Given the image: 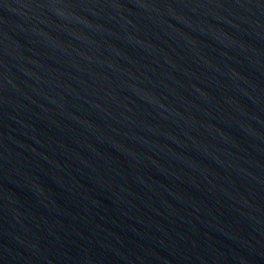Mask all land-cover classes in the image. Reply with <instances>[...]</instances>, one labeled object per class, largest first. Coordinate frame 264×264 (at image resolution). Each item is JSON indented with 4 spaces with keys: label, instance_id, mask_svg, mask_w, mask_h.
<instances>
[{
    "label": "water",
    "instance_id": "1",
    "mask_svg": "<svg viewBox=\"0 0 264 264\" xmlns=\"http://www.w3.org/2000/svg\"><path fill=\"white\" fill-rule=\"evenodd\" d=\"M0 264H264V0H0Z\"/></svg>",
    "mask_w": 264,
    "mask_h": 264
}]
</instances>
